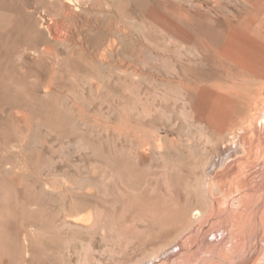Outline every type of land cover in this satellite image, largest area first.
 Masks as SVG:
<instances>
[{"label": "rangeland", "instance_id": "rangeland-1", "mask_svg": "<svg viewBox=\"0 0 264 264\" xmlns=\"http://www.w3.org/2000/svg\"><path fill=\"white\" fill-rule=\"evenodd\" d=\"M256 1L0 0V264H135L162 204L209 207L185 169L211 109L181 93L233 83Z\"/></svg>", "mask_w": 264, "mask_h": 264}, {"label": "bare ground", "instance_id": "bare-ground-1", "mask_svg": "<svg viewBox=\"0 0 264 264\" xmlns=\"http://www.w3.org/2000/svg\"><path fill=\"white\" fill-rule=\"evenodd\" d=\"M252 7L249 32L235 30L221 53L238 70H233V83L208 89L211 84L206 89H191L189 84L190 89L181 93L187 104L193 102L194 93L201 92L211 109L197 117L201 126L198 143L209 149L208 156L203 160L204 150L196 151L185 169L193 176L196 168H203L207 190L203 198L209 207L189 204V196L177 195L179 188H174L177 197L162 204L145 227L155 237L170 235L135 264H264V0ZM175 45L183 50L179 41ZM137 90L143 96V90ZM179 97L176 104L182 100ZM204 244L208 249L202 248ZM206 252L211 254L203 256Z\"/></svg>", "mask_w": 264, "mask_h": 264}]
</instances>
